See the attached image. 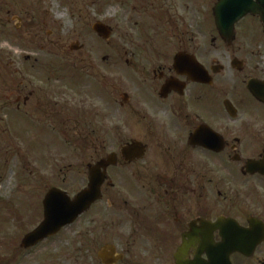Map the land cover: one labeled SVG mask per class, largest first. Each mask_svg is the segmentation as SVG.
Here are the masks:
<instances>
[{
	"label": "flooded vegetation",
	"instance_id": "1",
	"mask_svg": "<svg viewBox=\"0 0 264 264\" xmlns=\"http://www.w3.org/2000/svg\"><path fill=\"white\" fill-rule=\"evenodd\" d=\"M113 1L117 25L152 19L176 27L181 13L199 7L198 0ZM105 2L0 0V138L15 137L6 148L37 157L39 133L82 135L93 107L91 133L101 147L75 193L65 173L58 183L7 179V160L0 163V264H264V49L226 41V49L205 48L189 30L170 34L172 49L159 34L141 33L140 43L126 37L127 48L108 49L97 65L65 22L82 21L110 43ZM122 62L132 70L126 82L117 74ZM73 73L83 74L79 90ZM96 164L101 197L37 238L50 190L76 196Z\"/></svg>",
	"mask_w": 264,
	"mask_h": 264
},
{
	"label": "rangeland",
	"instance_id": "2",
	"mask_svg": "<svg viewBox=\"0 0 264 264\" xmlns=\"http://www.w3.org/2000/svg\"><path fill=\"white\" fill-rule=\"evenodd\" d=\"M198 1V9L193 14H188L187 12L181 13L183 16L181 18L182 20H179L176 27H172L171 25H164L152 19L143 24L131 22L117 25L114 21V16L120 12L119 6L113 0H106L103 4V14L109 19L110 23L108 24L114 29L110 43L97 41L91 28L84 29V22L76 21L74 18L72 20H66V30L72 31L71 41L80 38V42H85L87 44L85 49H88V54H90V52L94 53L92 58L97 65L101 64V54H109L107 52L108 49L118 47L127 48L126 37H133L137 43H140L141 41L137 39V34L141 33H157L162 38H166L169 43V48L173 49L176 48L177 40L172 39L170 34L189 30L190 32H199V34H201L200 44L202 47L217 50L228 48V45L220 36L215 26L212 14L213 7L217 0ZM63 15L68 16L67 12ZM262 32H264L263 26L257 18L252 16L246 17L236 27V39L231 48L243 49L246 47L250 49H264V39L259 36ZM251 33L257 35L255 39L246 36ZM103 71L106 76L110 77L112 74V70L107 67L106 62L103 63ZM131 71L132 70L126 67L125 63L122 62L117 69L120 81L126 82ZM93 72L95 77V71ZM93 80L96 81V79ZM83 81V74L73 73L70 84L73 89L77 88L79 90L83 85ZM75 98V96L72 97L73 103L77 102ZM92 109L93 114H86L87 122L91 127L86 126L87 130H84L82 135L62 134V136H59L58 133H56V136H53L51 133H39L40 135L34 138V144L36 145L34 150L38 158L34 155L31 156V152L27 148H23L25 150V155H21L20 158H17L16 151L17 149L19 150V148H6L7 146L14 145L15 137L0 138V163L7 160L6 165H4L6 178L12 179V177L16 176H22L23 178L38 176L44 182L58 183L57 178L59 176H64L65 173L70 184V192L75 193L80 190L88 177L89 163L96 161V151L98 148H101L98 144L99 141L97 136L91 133L92 128H95V107ZM9 139L13 141L9 142ZM111 139L112 137L107 138V145L111 143ZM33 160H37V162L34 161L32 164ZM53 177H56L55 180H52ZM41 186H44L43 183H41ZM49 186L51 187L52 184ZM1 215L2 211L0 209V225L2 223Z\"/></svg>",
	"mask_w": 264,
	"mask_h": 264
},
{
	"label": "water",
	"instance_id": "3",
	"mask_svg": "<svg viewBox=\"0 0 264 264\" xmlns=\"http://www.w3.org/2000/svg\"><path fill=\"white\" fill-rule=\"evenodd\" d=\"M259 15L264 23V0H218L214 7L215 23L220 35L231 43L236 35V24L247 15ZM95 30L103 37L110 36L106 25L97 24ZM90 182L88 188L74 198L53 189L45 199V220L37 238L44 234L52 235L66 224L73 223L79 215L89 209L101 197V186L104 176L99 172V165L89 168ZM62 198V202L59 198Z\"/></svg>",
	"mask_w": 264,
	"mask_h": 264
}]
</instances>
